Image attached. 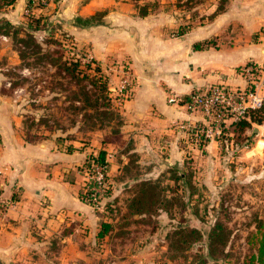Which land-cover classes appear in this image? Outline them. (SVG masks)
Wrapping results in <instances>:
<instances>
[{
    "label": "crops",
    "instance_id": "0c3cea01",
    "mask_svg": "<svg viewBox=\"0 0 264 264\" xmlns=\"http://www.w3.org/2000/svg\"><path fill=\"white\" fill-rule=\"evenodd\" d=\"M176 1H62L58 14L64 19L70 13L78 18L105 11L100 37L107 51L131 61L133 94L119 106V138L101 139L94 148L75 141L28 142L20 134L19 118L0 105V198L5 204L0 264L76 260L85 244L99 239L101 228L100 213L79 197L85 162L100 148L107 151L109 175L126 168L131 157L139 164L184 162L190 150H200L181 125L205 118L199 110H187L182 98L214 84L245 88L248 80L239 74L240 68L249 63L264 68V0H223L221 11L216 10L221 0H201L208 10L202 13L205 17L173 34L174 27L192 23L188 15L185 22L177 20ZM151 2L164 8L140 13L141 6ZM206 40L212 44L193 48ZM217 148L218 141L209 138L205 154L214 156ZM156 177L143 174L134 179Z\"/></svg>",
    "mask_w": 264,
    "mask_h": 264
},
{
    "label": "rangeland",
    "instance_id": "374dc122",
    "mask_svg": "<svg viewBox=\"0 0 264 264\" xmlns=\"http://www.w3.org/2000/svg\"><path fill=\"white\" fill-rule=\"evenodd\" d=\"M62 1H16L10 7H0V21L22 25L26 24L28 15L41 16L44 29L34 32L37 41L45 48L61 51L58 45L50 43L47 47L45 44L46 40H60L67 49H80L84 61L96 60L107 76L109 95L119 111L120 103L133 94L136 78L131 61L105 49V40L99 31L100 25L106 24L105 11L78 18L70 13L64 19L58 14ZM179 1L175 2L177 9L173 6L175 17L185 22L188 15L192 23L174 27L170 31L173 34L194 25L208 11L204 1ZM80 5L81 1L78 8ZM222 5L223 0L219 6ZM148 8L155 11L164 6L151 2L141 6L140 13L147 12ZM91 25L94 27L90 28ZM18 48L11 36L0 35V95L3 97L0 105L19 118V131L24 140H57L66 144L75 141L94 148L109 136L111 127L94 130L80 127V115L73 114L68 99L76 87L66 80H55V68L50 65L25 66ZM71 54L72 51L64 53ZM122 80H131L130 92L122 88ZM72 118L75 123L71 122ZM245 134L250 136L249 140L233 138L237 146L231 141V135H225L224 144L218 141L214 156L190 150V158L175 165L158 160L139 164L132 158L121 172L115 175L107 172L106 184L112 181L116 185L110 183V194L102 196V192L94 208L100 213L101 222H111V230L105 237L85 244L83 252H77L76 260L64 264H248L253 252L254 219L264 214V116L262 124L253 123ZM143 174L157 177L149 179L154 186L151 204L142 205L139 212L129 204L138 193L140 182L146 181L134 178ZM85 183L83 178L79 194H83ZM215 223L222 224L223 235L227 237L223 247L220 244L209 247L208 235ZM178 226L196 228L201 233V238L183 253L169 245L173 241L169 235Z\"/></svg>",
    "mask_w": 264,
    "mask_h": 264
},
{
    "label": "trees",
    "instance_id": "16d2710c",
    "mask_svg": "<svg viewBox=\"0 0 264 264\" xmlns=\"http://www.w3.org/2000/svg\"><path fill=\"white\" fill-rule=\"evenodd\" d=\"M17 0H0V7L7 8L12 6ZM31 0H28L30 3ZM223 8L218 6L217 11H221ZM44 29L43 18L41 16L28 15L26 24L14 25L9 21H0V35L11 36L13 40L19 45L18 52L22 62L25 66H40L50 65L55 68L54 78L55 80H66L71 85L75 86V90H72V96H70L69 108L73 114L80 115V127H85L90 130L96 128H103L104 126L111 127L109 136L106 135L103 141H114L120 136V127L123 125V118L120 110L118 111L113 105L112 99L109 95V88L107 82V76L103 73L100 65L93 58L84 61L82 58V52L79 49L70 50L65 48L60 40H46L47 47L54 44L58 45L61 51L56 49H50L43 47L42 43H39L34 36L35 31ZM183 30L179 31L181 34ZM68 37V36H65ZM51 43V44H50ZM211 40L204 42H197L194 44V49H200L205 45H211ZM75 45V44H73ZM72 51L70 56H65V52ZM31 59V60H30ZM255 75L256 70H254ZM56 75V76H55ZM188 94L184 96L181 103L184 104L187 100ZM264 116V104L256 108H249L246 110L243 117L232 120L222 130L219 136H215L214 139L223 143L225 135H231V141L235 146L238 144L235 140L244 139L249 140L250 136H247L246 130L252 128L253 123L262 124ZM72 123H75V119H71ZM194 136L197 148L204 153L205 146L208 142V137L202 134L200 131H191ZM223 146V145H222ZM107 151L105 149H98L96 154L91 156L87 162H85V169L89 167L91 159L98 162L106 161ZM134 156V155H132ZM135 159L131 157V159ZM130 159V160H131ZM184 177L185 174L181 173ZM105 178H107L105 176ZM151 180L140 182L139 191L131 199L129 207L136 211H142V205H150L154 194H152L154 186ZM110 183L104 191L102 196L110 194ZM81 199H85L83 194H79ZM89 205H96L94 201L89 202ZM133 211V210H132ZM264 211V209H263ZM4 213V209H0V217ZM255 231L252 234L253 237V252L248 257V264H264V214L261 217H255L254 219ZM111 222L102 221L101 228L97 233V238H103L111 230ZM169 238L173 241L170 242V248L176 252L183 253L188 249L189 245L194 241L201 238V233L196 228L178 226L169 235ZM209 247L220 244V247L225 245L227 237L223 235V226L221 223H215L210 230L209 235Z\"/></svg>",
    "mask_w": 264,
    "mask_h": 264
},
{
    "label": "built area",
    "instance_id": "2783aa9c",
    "mask_svg": "<svg viewBox=\"0 0 264 264\" xmlns=\"http://www.w3.org/2000/svg\"><path fill=\"white\" fill-rule=\"evenodd\" d=\"M254 70L258 75H255ZM239 74L248 80L245 88L214 84L202 91H191L184 107L189 111H201L205 119L203 122L183 124L181 127L189 132L200 131L206 137L214 138L222 133L229 122L243 117L247 109L264 104V68L249 63L240 68ZM130 85L131 80H122V88L127 89L126 92L131 91ZM89 163L83 194L86 203L95 202L94 207L107 188L105 176L108 172V161L106 159L105 162H98L91 159ZM4 207V201L0 198V209Z\"/></svg>",
    "mask_w": 264,
    "mask_h": 264
}]
</instances>
